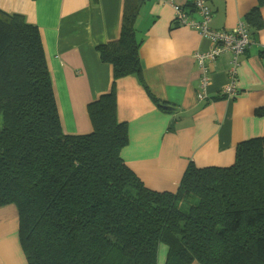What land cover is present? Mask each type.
<instances>
[{
    "label": "trees",
    "instance_id": "16d2710c",
    "mask_svg": "<svg viewBox=\"0 0 264 264\" xmlns=\"http://www.w3.org/2000/svg\"><path fill=\"white\" fill-rule=\"evenodd\" d=\"M145 1L124 0L118 37L96 49L113 83L136 76L174 113L142 80L135 19ZM263 5L245 17L239 63ZM86 110L90 133L64 134L38 28L0 10V208L16 207L26 264H157L160 245L165 264H264V137L238 143L228 167L189 164L174 192H159L121 158L128 130L113 88Z\"/></svg>",
    "mask_w": 264,
    "mask_h": 264
},
{
    "label": "crops",
    "instance_id": "0c3cea01",
    "mask_svg": "<svg viewBox=\"0 0 264 264\" xmlns=\"http://www.w3.org/2000/svg\"><path fill=\"white\" fill-rule=\"evenodd\" d=\"M124 0H0V10L18 14L40 33L62 132L91 131L87 105L113 88L116 117L128 130L122 160L149 189L174 192L189 164L228 167L238 143L264 137V5L263 27L251 32L240 58L232 99L219 94L228 84L229 56L209 65L206 99L197 100L200 73L194 54L210 47L199 33L174 23L173 5L197 17L189 0H147L135 19L142 80L151 95L171 106L165 114L136 76L113 83V71L96 49L120 32ZM210 28L230 30L244 21L257 0H206ZM245 22V21H244ZM263 50V51H262ZM167 249L158 248L157 264ZM0 264H26L19 239L17 210L0 208Z\"/></svg>",
    "mask_w": 264,
    "mask_h": 264
},
{
    "label": "built area",
    "instance_id": "2783aa9c",
    "mask_svg": "<svg viewBox=\"0 0 264 264\" xmlns=\"http://www.w3.org/2000/svg\"><path fill=\"white\" fill-rule=\"evenodd\" d=\"M194 8V19L181 6L173 5L174 23L180 27H187L199 33V35L208 40L210 47L194 54V60L200 73L197 100L206 99V89L210 80L209 65L222 54H228L229 69L226 72L228 84L222 89L221 95L224 99H232L238 93L235 85L237 70L240 65L239 56L243 53L249 44L248 31L244 21H238L236 25L226 31L210 28L212 12L207 6L206 0H189Z\"/></svg>",
    "mask_w": 264,
    "mask_h": 264
}]
</instances>
